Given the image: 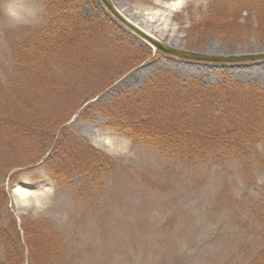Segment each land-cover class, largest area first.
Listing matches in <instances>:
<instances>
[{
  "label": "rangeland",
  "instance_id": "rangeland-1",
  "mask_svg": "<svg viewBox=\"0 0 264 264\" xmlns=\"http://www.w3.org/2000/svg\"><path fill=\"white\" fill-rule=\"evenodd\" d=\"M216 1L110 0L124 18L175 50L264 56V42L254 32L245 37L238 30L233 37L200 26ZM77 12L85 32L75 53L53 56L40 75L25 79L15 50L49 22L47 0H0V158L12 167L4 183L9 211L0 217L4 223L16 219L18 227L44 221L63 245L53 259L46 243L30 244L25 236L15 243L13 227L12 247L0 242V260L8 262L17 249L9 264H251L264 253V139L247 158L208 155L187 163L134 143L112 115L121 116V100L160 76L174 78L183 92L191 84L264 88V57L184 58L153 46L104 0H82ZM255 14L246 23L243 13L241 23L255 28ZM176 97H167L172 106ZM114 102L116 109L109 106ZM73 109L68 129L60 127L50 140L38 137L34 127L44 118ZM206 116L201 103L194 119ZM81 139L113 160L99 183L70 172L58 178L50 169L58 166L61 142ZM5 171L0 166V181ZM18 186L28 195L18 196Z\"/></svg>",
  "mask_w": 264,
  "mask_h": 264
},
{
  "label": "trees",
  "instance_id": "trees-1",
  "mask_svg": "<svg viewBox=\"0 0 264 264\" xmlns=\"http://www.w3.org/2000/svg\"><path fill=\"white\" fill-rule=\"evenodd\" d=\"M81 1L47 0L49 22L35 30L23 43L17 45L15 50V64L25 79L40 75L44 65L53 56L75 53L76 46L85 32L82 17L77 12V4ZM254 10L257 20L255 28H247L245 24L251 22V13ZM243 13L248 16L245 18L246 23L240 21ZM199 24L205 30L222 35L230 34L233 37H237L238 30H241L245 37L254 32L253 34L264 42V0H236L233 3L227 0L216 1L199 20ZM174 81V78L160 76L134 98L121 100V116L119 112L116 116L112 115L118 131L130 136L136 144L155 148L187 163L208 155L219 157L221 154H236L247 158L250 152L256 150L254 146L264 139V88L242 84H191L187 91L183 92ZM167 97H176V104L172 106ZM186 103L190 105V118L186 117V114H189L185 110ZM201 103L207 108V116L202 120H195ZM117 105L118 102H114L109 106L116 109ZM192 107L194 109H191ZM67 108L68 105L65 109ZM74 110H71V114L67 112L66 116L60 114L51 119L44 118L43 123L34 127V130L39 132L38 137L50 140L60 127L68 129L66 124ZM72 137L76 135L72 134ZM60 147L58 166L50 164L51 171L58 172V178L78 173L87 177L88 183H99L113 166V160L107 153L82 139L79 143L75 140L66 143L63 141ZM0 166L7 169L4 180L0 181L1 214L2 211H9L4 183L12 167L3 158H0ZM35 222L30 226H22L28 243H46L50 251L49 256L56 259L63 247L62 241L56 232L44 227L46 222L40 221L41 226ZM12 229L13 233L17 230L15 243L19 245L20 229L15 219L4 223L0 217V242L5 239L4 246L8 248L12 247ZM10 254L8 262L0 260V264H9L10 260L17 258V249H12ZM22 255L24 257L23 251ZM251 264H264V253Z\"/></svg>",
  "mask_w": 264,
  "mask_h": 264
},
{
  "label": "water",
  "instance_id": "water-1",
  "mask_svg": "<svg viewBox=\"0 0 264 264\" xmlns=\"http://www.w3.org/2000/svg\"><path fill=\"white\" fill-rule=\"evenodd\" d=\"M107 4V6L112 10V12L119 17L124 23H126L130 28L134 29L137 33H139L141 36H144L150 43H152L155 47L158 49L167 52V53H173L177 54L178 56L194 59V60H202V61H211V62H221V61H230V60H256L257 58H261L264 56H239V57H233V58H220L210 55H204V54H197V53H190V52H183L175 50L174 48H171L164 43L160 42L156 38H153L150 34L146 33L142 29H140L138 26L130 22L128 19L124 18L111 4L110 0H104Z\"/></svg>",
  "mask_w": 264,
  "mask_h": 264
},
{
  "label": "bare ground",
  "instance_id": "bare-ground-1",
  "mask_svg": "<svg viewBox=\"0 0 264 264\" xmlns=\"http://www.w3.org/2000/svg\"><path fill=\"white\" fill-rule=\"evenodd\" d=\"M24 192V193H23ZM26 192H28L26 189L18 186L15 188V193L18 195V196H21L23 197L24 195H28Z\"/></svg>",
  "mask_w": 264,
  "mask_h": 264
}]
</instances>
